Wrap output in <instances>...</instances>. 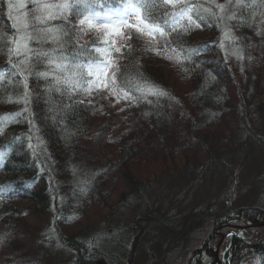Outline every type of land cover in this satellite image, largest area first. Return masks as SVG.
<instances>
[{
	"label": "trees",
	"instance_id": "16d2710c",
	"mask_svg": "<svg viewBox=\"0 0 264 264\" xmlns=\"http://www.w3.org/2000/svg\"><path fill=\"white\" fill-rule=\"evenodd\" d=\"M41 2L65 3L70 0H41ZM96 2L100 4L102 0ZM198 2L204 8L210 7L212 12L222 16L223 19L213 21L206 17V23L187 33H183L182 24L176 25L177 30L181 32L180 44L173 41L176 33H169L167 28L164 29L163 37L159 34L154 36L155 44L160 47L159 55L164 58L172 57L170 60L179 67L181 78L193 84V95L186 104L165 85L160 76L146 72L140 64V59L133 57L135 53L139 54V48L136 47L131 54H121L117 51L116 44L113 46L111 43L98 45L107 49L105 55L118 54L108 57L113 62L106 68L108 75L100 76L98 87L85 91L87 85L79 80L80 69L71 66L83 64L84 71H87L88 53L84 52L81 55L77 45L81 48L90 45L95 37L80 41L77 35L79 30L76 29L77 21L69 15L67 22H64L63 18L51 22L52 26L63 27L69 33V37H61L55 43L48 41L30 44V47L43 51L55 49L56 52L50 59L65 65V68L51 70L47 64L43 67H35V62H30L32 71H51L52 74L47 80L34 75L28 77L30 97L29 103L25 105L21 99L24 94L21 79L9 63L6 54L9 45L0 42V77H2L0 78V245L5 242L15 244L14 240L17 237L15 228L18 226L19 217L33 216L41 212L43 215L39 214V216L50 215V218L56 219V223L65 225L80 218L81 210H78L81 207L80 200L84 202L89 192L97 189L96 192L91 193L94 199L100 193L108 195L103 179L108 176L113 165L101 156L96 161L97 164L91 166L86 153L82 157L83 152L79 150L81 139L89 134L87 129L90 126L89 116L92 110L89 104L93 99H105L104 95L115 93L119 97L126 96L131 99L130 105L134 104L132 111H136L137 114V116L132 115L135 121L143 125L148 120L155 133L157 132V137L158 132L161 134V138H158L161 143L151 144L150 148L153 151H158L157 148L166 141L168 133L184 127L182 122L189 121V127L192 126L191 120L196 116L195 110L203 125H216L220 119L235 122V130L230 136V139H234V143L229 148L211 149L210 141L201 140L206 159L205 164L198 163L188 167L193 180L204 181L209 176H215L220 172L223 164H233L234 155L236 162H240L241 157L244 159L247 156L254 141V138L248 141L250 135H246L252 125L247 113H242L247 110L231 103L233 95L236 94L237 83L230 69L233 65L238 66L237 72L250 80L248 82L246 79L248 88L236 94L237 102H249L246 101L248 97L252 100L263 99L264 75L261 76L260 72L264 64H254L250 57L252 52H258L264 45V29L260 26L264 21V0H198ZM25 5L31 11L30 0H26ZM216 5H223L224 10L218 9ZM171 8L172 5H168V10ZM6 12V0H0V33L11 35V21ZM193 19L195 20V17ZM127 23L134 21L129 20ZM117 25L118 28L127 27L126 24L119 25V22H113L110 27ZM6 39V36H0V41ZM241 58L246 60L242 69ZM113 67L118 68L115 72L114 85L110 79ZM251 71L250 75L246 74ZM24 75H28V70H24ZM65 80L81 86L69 87L64 83ZM57 82H59L58 90ZM105 84L108 87H105ZM246 91L248 97L243 95ZM159 92H164L165 95L153 94ZM187 104L192 105L190 112ZM254 106L248 104L247 108L251 110ZM17 113L22 115H16ZM107 121L104 122L103 129L108 127ZM106 131L107 128L104 133L101 132L102 135ZM126 137L125 134L120 135L118 137L120 143L125 141ZM191 138L197 140L193 136ZM132 142V138L127 139L119 146L120 150L130 148ZM176 148L179 150L180 147L177 145ZM127 153H133V150ZM126 159L127 155L121 157L115 164L122 166V162ZM76 177L80 178L78 183L71 184ZM140 190L142 189L133 192L139 195ZM231 213L221 215L219 221L231 218ZM236 214L257 222L258 214L253 208L246 212L238 211ZM50 218L46 227L49 225L56 237L49 240L46 236V228H41L36 231L37 239L40 241L43 239V242L47 241L48 244H53L54 240L71 245L75 250L73 264H96L95 260L101 259V256L107 259V264L117 262V259L106 253L107 250H99L96 245L88 244L81 235L69 239L50 221ZM186 235L191 237L193 232L190 234L186 232ZM244 242L246 241H238L228 250L229 255L226 253L225 256L228 263L242 264L246 261V264H264V237L250 245ZM22 246L19 248L20 253L26 254L27 248ZM108 247L112 250V245H108L107 249ZM207 252L208 256L213 258V250L209 249ZM235 253L240 258H233ZM201 254L202 252L197 251L196 254L189 256L186 264H213L210 259L204 262L205 258ZM248 257L250 258L247 259ZM231 259L236 263H232Z\"/></svg>",
	"mask_w": 264,
	"mask_h": 264
},
{
	"label": "rangeland",
	"instance_id": "374dc122",
	"mask_svg": "<svg viewBox=\"0 0 264 264\" xmlns=\"http://www.w3.org/2000/svg\"><path fill=\"white\" fill-rule=\"evenodd\" d=\"M260 26L264 29V21ZM76 29L79 30L77 35L80 41L89 40L98 34L97 29L87 30L77 22ZM104 38L111 44L114 42L121 54H131L136 47L139 48L140 55L135 53L133 57L140 59L145 71L160 76L184 104L189 103L193 84L181 78L179 67L172 60L159 55L160 47L157 44L154 43L149 49L145 39H138L135 30L130 31L127 27L118 28V34ZM263 46L258 52H252L250 59L254 64H264ZM115 55L118 54L106 57ZM241 59L242 69L246 60ZM231 68L238 94L248 88L247 80H250L237 72L238 66L233 65ZM261 69L260 74L263 76L264 68ZM251 73L246 72L249 75ZM236 94L231 103L247 110L239 109L247 113L251 121L252 126L246 135H250L248 141L254 138L255 143L252 141L247 156L244 159L241 157L240 162L235 161L234 155L233 164H223L219 173L204 181L193 180L188 168L198 163L205 164L206 154L201 140L210 141L211 149L229 148L234 143L230 136L235 130V122L233 124L220 119L216 125H203L195 110L197 119L191 120L192 126L189 127V121L182 122L185 126L168 133L163 145L157 148L158 151H153L151 144H160L158 138H161V134L158 132L157 137V132L148 120L143 125L135 121L132 115L137 114L132 111L134 104L130 105L131 99L119 97L115 93L104 95L105 99H93L89 104L92 109L87 129L89 134L81 139L79 150L83 152L82 157L86 153L91 166L96 165L101 156L113 165L108 176L103 179L108 195L100 193L94 199L91 193L97 189L89 192L84 202L80 200V218L65 225H59L50 215L47 218L45 215L39 216L43 215L41 212L19 217L15 228V244L5 242L0 245V264H73L75 250L71 245L54 240L53 244H48L43 239H37L36 231L41 228H46L49 240L56 237L50 226L46 227L48 218L69 239L81 235L88 244L96 245L99 250H107L106 253L117 259L115 264H186L189 256L197 251L202 252L204 262L210 259L213 264H231L225 256L226 253L229 255L228 250L234 244L245 240L244 243L250 245L264 237V93L263 99L252 100L246 91L243 95L248 97L246 101L249 102L244 103L237 102ZM247 103L254 104V109H248ZM95 105L98 107L94 108ZM188 109L190 112L192 105ZM106 120L107 131L102 135ZM122 134L127 135L125 141L132 138L130 148L120 150L119 146L125 143H120L118 139ZM131 150L133 153H127ZM126 155L122 166L115 164ZM79 179L76 177L71 184L78 183ZM136 189H142L139 195L133 192ZM250 208L258 214L256 223L236 214ZM228 212H232L231 218L219 221V217ZM186 232H193V235L188 237ZM106 245H112V250L109 247L107 249ZM20 246L27 248L26 254L20 253ZM209 249L214 252L213 258L208 256ZM238 254L235 253L233 258H240ZM95 261L96 264L108 263L102 256ZM230 261L236 263L235 260Z\"/></svg>",
	"mask_w": 264,
	"mask_h": 264
},
{
	"label": "snow or ice",
	"instance_id": "6c2138e0",
	"mask_svg": "<svg viewBox=\"0 0 264 264\" xmlns=\"http://www.w3.org/2000/svg\"><path fill=\"white\" fill-rule=\"evenodd\" d=\"M30 2L32 4L31 11L27 9L23 0H18L15 3L13 0H6V15L11 21L12 34L0 33V36L7 37L6 41L0 42L9 45L6 48V54L9 57V63L12 64L21 79L24 89L21 99L25 105L29 103L30 97L28 77L34 75L47 80L52 74L51 71H32L30 62L34 61L35 67H43L47 64L51 70L65 68V65L50 59L55 54V49L43 51L30 47V44L48 41L55 43L61 37H69V33L63 27L52 26V21L63 18L64 22H67V17L71 15L78 25L84 26L87 30L97 29L98 34L90 45H85L82 48L77 45L81 55L84 52L88 53L87 71H84L83 64L71 66L80 69L79 80L87 85L84 90L88 91L99 86L100 76H107L106 68L113 64L112 60L105 55L107 49L98 46L109 43L104 37L118 34V25L110 27L113 22H119V25L126 24L130 31L134 29L137 38L145 39L146 46L151 49L156 42L155 34L163 37L165 28L169 30V33H176L173 41L180 44L181 32L177 30L176 25L182 24L183 33H187L194 28L201 27L202 23H206V17L213 21L223 19L222 16H217L212 12L210 7L204 8L198 0H102L100 4H97L96 0H70L65 3H44L41 0H30ZM168 5H172L171 10H168ZM216 7L224 10L223 5H216ZM242 7L243 5H241ZM130 19L135 22L127 23ZM93 21L97 23H93ZM112 44L114 46V42ZM14 61H19V63ZM24 70H28V75H24ZM117 70L118 68L113 67L110 77L113 85ZM64 83L69 87L81 86L73 85L70 80H65ZM58 86L59 82L56 85L57 90ZM104 86L108 87L107 84ZM153 94L165 95L164 92ZM26 110L27 108H25ZM16 115H22V113Z\"/></svg>",
	"mask_w": 264,
	"mask_h": 264
}]
</instances>
